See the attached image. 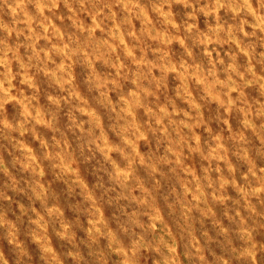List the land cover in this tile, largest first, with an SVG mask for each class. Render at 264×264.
<instances>
[{
    "label": "clouds",
    "instance_id": "obj_1",
    "mask_svg": "<svg viewBox=\"0 0 264 264\" xmlns=\"http://www.w3.org/2000/svg\"><path fill=\"white\" fill-rule=\"evenodd\" d=\"M0 264H264V0H0Z\"/></svg>",
    "mask_w": 264,
    "mask_h": 264
}]
</instances>
